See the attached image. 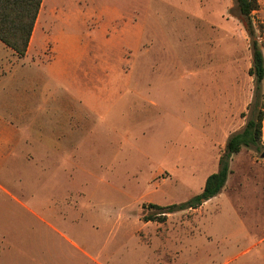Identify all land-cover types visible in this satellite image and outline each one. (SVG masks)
<instances>
[{
  "label": "rangeland",
  "instance_id": "obj_1",
  "mask_svg": "<svg viewBox=\"0 0 264 264\" xmlns=\"http://www.w3.org/2000/svg\"><path fill=\"white\" fill-rule=\"evenodd\" d=\"M258 1L252 19L264 53ZM99 5L131 17L103 24ZM34 36L32 62L57 61L54 74L70 84L28 63L0 81V116L13 118L28 141L0 162L1 184L30 205L65 214L96 243L89 251L105 257L135 248L151 264H264V148L235 154L222 192L198 208L157 221L160 210L149 206L200 193L227 140L246 124L252 49L235 0H43ZM8 65L0 61V76ZM59 139L63 152L54 150ZM8 208L0 207V233L14 223ZM18 211L31 253L39 222ZM119 212L151 249L135 247ZM55 249L72 251L66 243Z\"/></svg>",
  "mask_w": 264,
  "mask_h": 264
},
{
  "label": "crops",
  "instance_id": "obj_2",
  "mask_svg": "<svg viewBox=\"0 0 264 264\" xmlns=\"http://www.w3.org/2000/svg\"><path fill=\"white\" fill-rule=\"evenodd\" d=\"M100 7L102 12L103 24L106 25L117 23L120 18L124 16H126L128 19L131 17L122 12L116 6ZM34 34L35 28L28 47V51L23 57H19L12 49L0 42L5 46L2 48L6 49L8 53V60L5 61L4 59H0V61H3L5 65L9 64L5 73L0 76V81L5 78V76L7 77L8 74L12 75L13 70L16 69L19 64L25 65L28 63L30 66H46L50 74L53 76V80H64L66 84H70L67 79H63L57 74H54L53 71L58 64H56L57 61L44 65H38L32 62V56L36 52L35 49L31 51V44L33 45L35 39ZM10 58L14 59L15 61L10 63ZM26 58H30V60L26 62ZM30 61L31 63H29ZM62 65L64 64L62 63ZM62 65L61 68H57L58 70H60V72L62 70ZM4 70L1 67L0 71ZM71 85H73V83ZM13 120V118H2L0 116V162L6 160L7 156L12 155L14 153V149L20 142H28L25 141V135L23 131L24 129L19 128V126L16 125ZM64 145L65 144L63 140L59 139L54 146V150L63 152L65 149ZM0 190L4 193L0 202L1 212L4 214L3 210H5L7 206H9L8 209H11L12 217L14 220L12 229L8 230L7 232L0 233V256L3 257L5 255V252L7 251L12 253L11 255H9L6 264H54L56 263V261H61L66 264H151V262L148 263L143 258V256L139 254V252L137 253V251H135V248L134 251H131L130 249L128 253L125 254L123 253L120 255L119 253L120 258L118 260L114 259L115 255H113V257H105L102 250L100 251L95 249L91 252L89 251L88 247L91 245H93L94 247L96 243H90L87 240V233H84L83 231L79 232L77 229H73L74 226L71 227L70 225H68L70 218H68L65 214L61 215V212L59 214V211L56 210L45 212L41 208H37L35 204L30 205L26 203V201L22 197L18 196L1 183ZM83 195H85L86 199L88 198L87 193ZM66 200L71 201L72 197H67ZM73 204L76 207L80 205L78 203ZM19 209L20 211L25 209L28 210V212H30L39 222V225H34L32 227L33 229L31 234V243L33 245V248L31 253L25 251L23 247L25 240L23 239V234L20 229L21 226L18 224L20 217V213L18 211ZM117 219L119 223H121L122 225H126L132 230V234L137 240V244H135V247L139 248L142 251L151 249L149 243L144 240L142 241L141 237H138L134 233L135 228L129 225L126 219H121L120 212ZM79 224H83V222H80ZM59 243H66L70 245L72 247V251H70L68 255L64 251L58 252L55 247H57Z\"/></svg>",
  "mask_w": 264,
  "mask_h": 264
},
{
  "label": "trees",
  "instance_id": "obj_3",
  "mask_svg": "<svg viewBox=\"0 0 264 264\" xmlns=\"http://www.w3.org/2000/svg\"><path fill=\"white\" fill-rule=\"evenodd\" d=\"M236 10L250 39L252 65L249 75L254 80V94L244 116L247 121L242 130L232 134L219 157L218 170L211 173L200 193L184 202L167 206L150 204L160 210L159 218L147 216L146 220L164 221L169 213L198 208L204 202L220 194L226 186L232 157L244 148L260 151L263 145L264 122V53L256 38L252 14L259 9L258 0H235ZM43 0H0V42L12 49L19 57L26 55Z\"/></svg>",
  "mask_w": 264,
  "mask_h": 264
},
{
  "label": "water",
  "instance_id": "obj_4",
  "mask_svg": "<svg viewBox=\"0 0 264 264\" xmlns=\"http://www.w3.org/2000/svg\"><path fill=\"white\" fill-rule=\"evenodd\" d=\"M262 157L264 158V152L262 153Z\"/></svg>",
  "mask_w": 264,
  "mask_h": 264
}]
</instances>
